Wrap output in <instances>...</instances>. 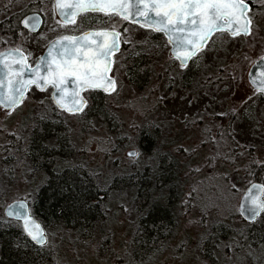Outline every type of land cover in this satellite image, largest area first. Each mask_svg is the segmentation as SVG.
I'll return each instance as SVG.
<instances>
[{
    "label": "rangeland",
    "instance_id": "1",
    "mask_svg": "<svg viewBox=\"0 0 264 264\" xmlns=\"http://www.w3.org/2000/svg\"><path fill=\"white\" fill-rule=\"evenodd\" d=\"M252 2L256 7L250 13L253 34L258 29L264 36V0ZM35 9L47 15L43 27L47 30L53 0H0V51L19 48L36 61L47 45L37 42L48 32L31 35L32 43H23L25 32L18 25L26 11ZM12 22H17L15 30L9 26ZM125 30L126 43L112 71L118 85L104 102L113 108L117 121L111 123L109 115L67 114L78 148L72 161L91 167L107 185L117 174L129 173L135 166H156L167 155L176 161L180 176L176 228L152 256L136 261L132 249L138 188L113 189L107 197L108 218L92 237L83 239L63 227L47 232V245L53 248L56 263L264 264V246L250 245L237 234L211 249L215 260L205 257L207 238L218 223L235 232L252 227L240 215L239 201L257 175L264 177V170L256 168L264 160V96L253 95L248 80L251 64L264 50L253 37L214 34L212 43L193 59L186 73L188 66L180 67L164 34L132 22L125 24ZM138 54L150 59L143 88L130 79L128 69ZM54 104L51 93L35 87L10 113L0 107L2 215L10 201L32 198L43 181L32 175L26 140L32 125L50 113ZM218 113L229 115L222 118ZM147 126L156 127L158 133L157 147L151 153L142 152L139 146V133ZM132 149L137 155H128ZM161 195L157 198L162 199Z\"/></svg>",
    "mask_w": 264,
    "mask_h": 264
},
{
    "label": "trees",
    "instance_id": "2",
    "mask_svg": "<svg viewBox=\"0 0 264 264\" xmlns=\"http://www.w3.org/2000/svg\"><path fill=\"white\" fill-rule=\"evenodd\" d=\"M16 23L12 22L9 26L15 30L19 25ZM148 58L145 54H138L128 64L130 79L138 81L140 88L147 80ZM191 68L188 67L186 73ZM108 95L98 92L87 95L92 103L83 112L88 115H109L111 123L117 121L113 108L104 104ZM67 114L54 104L50 113H44L32 125L26 140V155L32 175L43 179L32 198L28 199L32 214L42 222L47 232L54 227H63L86 239L96 234L108 218L109 192L136 185L138 217L132 255L138 262L148 259L173 235L176 228L177 209L180 206V176L176 161L163 155L156 166H135L131 172L117 174L105 185L91 167L72 161L78 148L66 120ZM157 140L156 127L141 129L139 146L142 152H153ZM256 168L264 170V165L258 164ZM255 180L264 182V177L257 175ZM159 192L162 199L157 198ZM0 220L4 221L0 223V264H59L56 263L53 248L47 243H34L23 231L20 221L2 214ZM251 224L252 227L235 232L224 223H218L207 238L205 257L215 260V252L211 249H215L223 239L236 234L250 245L264 246V212Z\"/></svg>",
    "mask_w": 264,
    "mask_h": 264
},
{
    "label": "snow or ice",
    "instance_id": "3",
    "mask_svg": "<svg viewBox=\"0 0 264 264\" xmlns=\"http://www.w3.org/2000/svg\"><path fill=\"white\" fill-rule=\"evenodd\" d=\"M55 8L63 10L62 27L76 24L78 15L98 12L107 17L118 16L122 20L139 23L167 36L173 45V56L180 67L186 68L190 60L199 55L211 35L226 31L232 38L253 37L264 50V36L258 29L253 34L252 11L247 0H54ZM21 23L35 31L40 23L37 17H26ZM126 31V30H125ZM120 33L113 30L90 31L79 36H63L51 45L46 57L35 68L27 63L19 49L0 52V107L10 113L20 105L32 86L45 91L51 86L56 105L70 113H78L86 107L81 93L87 90L116 91V82L109 75L112 56L119 50ZM6 43V42H5ZM247 43V41H245ZM255 44H253V47ZM245 59H248L245 56ZM264 64V52L259 56ZM43 72V74H41ZM252 74H250V77ZM259 85L253 95H264V71L259 74ZM251 83L256 85L257 78ZM72 88L69 90L68 85ZM252 99V97H248ZM232 114H235L233 109ZM217 115L226 118L228 113ZM135 156L137 153H129ZM257 163L264 165V160ZM264 188L252 185L240 213L249 223H254L264 202H259L253 193ZM87 207V205H85ZM22 221L23 231L38 244L45 237L40 225L30 218L27 200L17 203L7 213ZM0 223L4 221L0 220Z\"/></svg>",
    "mask_w": 264,
    "mask_h": 264
},
{
    "label": "flooded vegetation",
    "instance_id": "4",
    "mask_svg": "<svg viewBox=\"0 0 264 264\" xmlns=\"http://www.w3.org/2000/svg\"><path fill=\"white\" fill-rule=\"evenodd\" d=\"M247 1L251 4V9H252L251 12L253 13L254 9L256 8L255 7V3L252 2V0H247ZM32 12H38V13H40L43 16L42 25L40 26V28L38 30H35V31H30L29 28H26L21 23L22 18L24 16H26L27 14L32 13ZM251 12H249V15H250ZM50 13H51L52 18H49V22H48L49 23V27H48L47 30H45L46 32H48V35L46 36L45 39L39 40L37 43H47L48 44V43H52L57 38H60V37H63V36H79V35H82L84 33L90 32V31H102V30H113L114 29L115 31L120 33V36H119L120 47H119V50L117 52H115L114 55H113V64H112V67H111V71L109 73L111 78L115 80L116 88H117L118 83H117L116 77L112 73L113 66H114V64L116 62L115 60L117 58V55L120 54L121 51H122L123 43H126L125 24H127V23L129 24L131 22L122 20L118 16L107 17V16H104L103 14L98 13V12H86V13H83V14H80V15L77 16L76 24H74V25L73 24H69L67 26L62 27L61 25L63 24V18H61L59 16V14L57 13L56 8H55L54 0H53V9L50 10ZM19 22H20L19 25H21V29L25 32V37H23V43H32V41L30 40V36L31 35H34V34L36 35V34H40L42 32H45L43 29L46 26L47 15L44 14L42 11L37 10V9L28 10L21 16ZM153 32L159 34V32H155V31H153ZM219 33H225L228 36H230L226 31H219V32H217L215 34H219ZM160 34H163V33H160ZM207 43H212V40H209ZM46 46L44 47V49L40 53L39 57L41 56V54L45 50ZM170 48H171V46H170ZM39 57L36 59V61L39 59ZM196 57L197 56H195L194 58H196ZM193 59L190 60L188 65H190V63L193 61ZM29 60H30V58H29ZM36 61L32 62L30 60V65H33ZM32 88H35V86H32L30 88V90ZM30 90H29V92H30ZM45 91H48L52 95L53 88L51 86H49ZM97 92L100 93L101 95H105V96L109 94V93H105V92H103L101 90H87V91H83L82 92L83 95L88 100L87 106L90 105V101H89L87 95H93V93H97ZM262 96H264V95H262Z\"/></svg>",
    "mask_w": 264,
    "mask_h": 264
},
{
    "label": "water",
    "instance_id": "5",
    "mask_svg": "<svg viewBox=\"0 0 264 264\" xmlns=\"http://www.w3.org/2000/svg\"><path fill=\"white\" fill-rule=\"evenodd\" d=\"M247 2H248V1H247ZM248 3H249V2H248ZM249 6L251 7V4H250V3H249ZM56 11H57V13L59 14V16H60L61 18H63V17L61 16V14H60V12L63 11V10L56 9ZM26 17H37V18L40 20V23H39V25H38V27H37L36 30H38V29L40 28V26L42 25V23H43V16H42L40 13H38V12H32V13H29V14H27L26 16H24V17L22 18V20H23L24 18H26ZM138 24H139V23H138ZM139 25H140V24H139ZM165 36H166V35H165ZM211 36H212V35H211ZM211 36H210V38H211ZM166 37H167V36H166ZM61 38H62V37L57 38V39L54 40L52 43H48L47 46H46V48H45V50L43 51V53H42L41 56L39 57V59H38L33 65H31V67L35 68L36 65H37L38 63H40L41 58H44V57L47 56V54H48V50H49V48L51 47V45H52L53 43H55L57 40L61 39ZM210 38L208 39V41L210 40ZM167 39H168V38H167ZM119 44H120V43H119ZM15 49H19V48H15V47L6 48V49L1 50L0 52H7V51H9V50H15ZM19 50L24 54V52H23L21 49H19ZM170 51H171V54L173 55V45H172V44H171ZM24 55H25V54H24ZM25 56H26V55H25ZM111 59H112V64H113V56H112ZM189 62H190V61H189ZM27 63L30 65V61H29L28 58H27ZM261 71H264V64H260V63H259V58H257L256 60H254V62L251 64V66H250V68H249V70H248V80H249L250 84H251L254 88H256V87L259 85V83H260V81H259V74H260ZM41 74H43V72H42ZM250 74H252L251 77H250ZM253 77L257 78V84H256V85H254V84L251 83V79H252ZM68 87H69V90H71L72 85L69 84ZM54 91H55V90L53 89L52 94H53ZM28 92H29V90L26 92V94H27ZM26 94H25V96H26ZM81 95L83 96L84 100L86 101V106H87V104H88V100H87V98L83 95V93H81ZM52 99H53L54 103L56 104L53 95H52ZM57 107H58V106H57ZM58 108H59V107H58ZM85 108H86V107H85ZM85 108H84V109H85ZM59 109H60V108H59ZM84 109H83V110H84ZM61 110H62V109H61ZM64 111H65V110H64ZM65 112L70 113V112H68V111H65ZM81 112H82V111H81ZM132 152H136V151H135V150H130V151H128L127 153H128V155H129V153H132ZM252 185H256L258 188H264V182H263V181L254 180V181L250 182V183L247 185V187L245 188V190L243 191L242 195H241V198H240V201H239V212H240V206H241L242 203H244V198L248 196L249 190L251 189V186H252ZM253 195H254L255 197H257L258 203H259V202H264V192H259V193L254 192ZM24 200H27V199L20 198V199H16V200H12V201H10V202L6 205V207H5V214H6V216H7L8 218H10V219H14V220H16V219L13 218V217H9L7 213L12 209V207H13L14 205H16L17 203L23 202ZM27 202H28V208H29V215H30V218L33 219V220H35V221L40 225L41 229L43 230L44 237H45L44 243H42V244H38V243H36V242L33 241V240H32V241H33L34 243L38 244V245H44V244H46L47 241H48V236H47L46 229H45V227L43 226L42 222L32 214V212H31V207H30V203H29L28 200H27ZM261 214H262V212L260 213V215H261ZM240 215H241V213H240ZM260 215H259V216H260ZM241 216H242V215H241ZM259 216H258V217H259ZM258 217H257V218H258ZM242 218H243V217H242ZM243 219H244V218H243ZM244 220L247 221L246 219H244ZM20 222H21V224H22V221H20ZM247 222H248V221H247Z\"/></svg>",
    "mask_w": 264,
    "mask_h": 264
},
{
    "label": "bare ground",
    "instance_id": "6",
    "mask_svg": "<svg viewBox=\"0 0 264 264\" xmlns=\"http://www.w3.org/2000/svg\"><path fill=\"white\" fill-rule=\"evenodd\" d=\"M155 43V42H154ZM151 45H152V43H151ZM49 238V237H48Z\"/></svg>",
    "mask_w": 264,
    "mask_h": 264
}]
</instances>
